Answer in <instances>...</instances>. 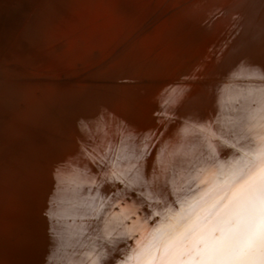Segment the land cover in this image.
<instances>
[{"label":"bare ground","instance_id":"6f19581e","mask_svg":"<svg viewBox=\"0 0 264 264\" xmlns=\"http://www.w3.org/2000/svg\"><path fill=\"white\" fill-rule=\"evenodd\" d=\"M0 146V264H264V0H0Z\"/></svg>","mask_w":264,"mask_h":264},{"label":"rangeland","instance_id":"374dc122","mask_svg":"<svg viewBox=\"0 0 264 264\" xmlns=\"http://www.w3.org/2000/svg\"><path fill=\"white\" fill-rule=\"evenodd\" d=\"M17 121L18 122H21V120H16V122ZM12 151H14V150H12ZM12 151H10L9 148L7 149L6 146H0V164H1L0 165V169H2V168H8V169L10 168L11 169L12 167H14V164H13L14 163V160L15 161H19L16 157H18L17 154L20 153V151H17V152H16V150L14 151V153H17V154H15L14 160L12 158L11 159L9 158V157H11L14 154V153L11 154ZM10 160H11V162H10ZM6 162H8V163H6Z\"/></svg>","mask_w":264,"mask_h":264}]
</instances>
